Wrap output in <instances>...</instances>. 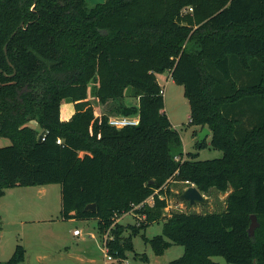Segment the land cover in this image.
<instances>
[{
    "label": "trees",
    "instance_id": "16d2710c",
    "mask_svg": "<svg viewBox=\"0 0 264 264\" xmlns=\"http://www.w3.org/2000/svg\"><path fill=\"white\" fill-rule=\"evenodd\" d=\"M165 72L184 88L190 124L211 131L210 145L196 148L222 158L183 153L164 111L157 75ZM128 97L137 103L122 104ZM92 100L122 105L116 116L98 115ZM112 117L139 124L118 129ZM3 139L10 145L0 146V196L60 184L62 219L97 220L117 264L134 250L133 236L159 221L162 233L143 238L157 256L183 246L171 264H220L216 256L264 264V0H0ZM174 183L203 195L231 191L221 212L166 217ZM91 204L95 211L86 210ZM133 210L139 226L117 221ZM25 256L18 245L0 264Z\"/></svg>",
    "mask_w": 264,
    "mask_h": 264
},
{
    "label": "rangeland",
    "instance_id": "374dc122",
    "mask_svg": "<svg viewBox=\"0 0 264 264\" xmlns=\"http://www.w3.org/2000/svg\"><path fill=\"white\" fill-rule=\"evenodd\" d=\"M106 0H87L91 7ZM162 87L165 109L174 129L182 138L183 153L198 154V160H213L223 157V152L208 146L198 150L196 144L199 141L195 133H200L201 127L190 124V104L184 95V88L177 85L170 77L169 72L157 75ZM98 115L108 113L116 116L118 108L124 105L136 104L131 97L120 102H109L106 105L92 100ZM72 105L65 104L64 113L69 112ZM66 114V113H65ZM30 126L40 131L36 122ZM210 145L211 138H207ZM10 145L7 139L0 140V146ZM186 183L171 184V194L168 196V207L164 210L166 217L174 213H213L221 212L225 208L228 193H220L213 189L204 194L208 203L192 206L180 199V195L187 187ZM148 205H153V200H147ZM143 206V205H142ZM139 209V208H136ZM62 211V187L60 184L45 186L15 187L5 191L0 196V262L9 261L18 245L26 250V259L22 264H91L79 262L80 254L90 258L93 256L94 264H110L102 246L104 237H101L97 220H65L61 217ZM141 215L135 210L123 215L120 223L124 226H139L142 223ZM163 221L156 222L139 231L133 236L134 250L128 253L130 264H143L141 256L146 254L150 262L148 264H171L184 254V247L173 245L164 255L157 256L151 245L146 243L143 236L148 239L162 233ZM79 229L80 236H74L73 231ZM127 230L125 236L130 234ZM78 256V257H77ZM214 262L228 264L223 257L212 258ZM107 262V263H106Z\"/></svg>",
    "mask_w": 264,
    "mask_h": 264
},
{
    "label": "water",
    "instance_id": "95a60500",
    "mask_svg": "<svg viewBox=\"0 0 264 264\" xmlns=\"http://www.w3.org/2000/svg\"><path fill=\"white\" fill-rule=\"evenodd\" d=\"M23 27V24L21 25ZM5 52L7 53V47L5 48ZM46 132L42 131L39 135L38 142H42L43 137ZM211 134V131L208 128H203L198 134V138L200 142L205 141ZM180 199L184 202H188L190 205L195 206L199 204H207V198L199 191L196 186H189L185 189V191L180 195ZM97 208L96 204H91L86 207L87 211H95ZM259 227L258 219L255 215L251 216V225L249 229L250 236H254L256 229Z\"/></svg>",
    "mask_w": 264,
    "mask_h": 264
},
{
    "label": "built area",
    "instance_id": "2783aa9c",
    "mask_svg": "<svg viewBox=\"0 0 264 264\" xmlns=\"http://www.w3.org/2000/svg\"><path fill=\"white\" fill-rule=\"evenodd\" d=\"M189 12H192L193 9L192 8H189L188 9ZM109 124L113 127H116L118 129H121V128H124V127H128V126H136L139 124V119L138 118H131V117H112L110 118L109 120ZM45 137V136H44ZM44 137H43V140H44ZM58 143L60 144L61 143V140H58ZM74 234L79 236L81 235V231L79 229H76L74 231ZM110 239V236L109 234H106L104 236V247H105V250H106V259L107 261L110 263V264H117L118 263V260L113 258L112 256H110L108 254V249L106 247V243H107V240ZM123 264H130V262L128 260H124L123 261Z\"/></svg>",
    "mask_w": 264,
    "mask_h": 264
},
{
    "label": "crops",
    "instance_id": "0c3cea01",
    "mask_svg": "<svg viewBox=\"0 0 264 264\" xmlns=\"http://www.w3.org/2000/svg\"><path fill=\"white\" fill-rule=\"evenodd\" d=\"M170 77H171V73H170ZM172 78V77H171ZM173 80V79H172ZM65 111V110H64ZM71 112H72V108L71 109H69V112L67 113V112H65L64 113V115L67 117V116H69L70 114H71ZM210 138H211V134H210V136H209ZM208 137V138H209ZM119 223H120V219L119 220H117ZM76 230V229H75ZM74 230V231H75ZM74 231H73V235L74 236H77V235H75L74 234ZM80 236V235H79ZM102 246L104 247V238H103V241H102ZM105 248V247H104ZM104 253H105V255H106V250H104ZM78 257V256H77ZM25 259H26V256H25ZM78 260H79V262H89V263H91V264H94L95 262H94V259H93V256H91L90 258H88L87 256H82L81 254H80V256H79V258H78ZM25 262V261H24ZM107 263V262H106Z\"/></svg>",
    "mask_w": 264,
    "mask_h": 264
}]
</instances>
